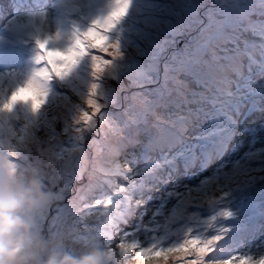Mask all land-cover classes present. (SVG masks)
<instances>
[{"label": "trees", "instance_id": "16d2710c", "mask_svg": "<svg viewBox=\"0 0 264 264\" xmlns=\"http://www.w3.org/2000/svg\"><path fill=\"white\" fill-rule=\"evenodd\" d=\"M194 2L196 0H191L189 4ZM191 8L193 9V7ZM207 11L208 15H206L205 11L197 16L194 15V11L190 13L180 12L182 19L187 16L183 22L177 21L178 11L173 12L171 17L162 18L161 22L165 24L173 23L169 29H167L169 26L164 25L163 30L158 31L160 32L158 36H165L167 39H171L172 35L173 39H176L173 32L174 27L181 28V23L188 25L189 32H185L183 37L180 38L182 40L181 47L177 48L175 55L169 52L166 58L167 63H165L166 61H161L157 74L153 71H148L146 67L144 68L140 55L134 56L132 59L137 60V63L133 61L137 64V70H143L148 77H151V82L140 88L145 87L146 89L141 92L142 96L140 103L137 104L138 107L126 105L117 112L109 110L101 114V116L110 115V117L114 118L112 121L117 128L112 132L111 138L116 139V144L107 149L110 151L109 153L107 150L105 151L109 155L102 160L103 165L93 166V163L99 164V161L95 157L93 158L94 162L90 164V168L75 183L73 193L76 197H71V199H75V202L77 201L76 203H79L77 212L79 218L85 216L81 219H84L86 223L89 220L94 222L88 240H91L95 249L97 246L96 242L98 240L103 241V238L108 235V231H111L112 220L114 219L110 215L114 212L119 213L122 210V213H128L130 205H128L126 200L128 197L130 199V194L137 189L138 185L143 183V178H139L140 182H138V177L123 171L118 163H127V161L138 162L142 159L152 158L153 160L145 162L147 163L146 172L148 175L152 174L150 178L157 174L166 175L167 178L170 175L181 176V174H186V177L189 178L194 176L191 171L196 170L197 167L202 170L203 167L207 168L210 164L212 165L217 159L225 157L227 152L233 155L237 151V147H230L229 144L235 139L236 130L234 128L240 124L238 121L240 111L233 110L238 100L235 99L236 94L228 93L223 95L224 88L232 92V87L235 84L230 85V78H225L226 73L221 76L222 79H219L220 65L218 60L219 58H226L223 56L227 52L226 50L236 51L239 48L237 34L232 32L235 27L248 26L254 22L260 24V21L264 20V0L259 1V3L250 2V0H242V2L239 0H211ZM191 19L196 20V26L187 23ZM141 28L144 29V34L147 37L150 35L152 37L155 32L150 28ZM158 36H154V39ZM243 36L241 35V37ZM224 41H228V43H223ZM251 41L243 44L244 53L241 55L249 54L245 51V46L249 45ZM204 46L205 50L203 51L201 47ZM216 47H220L219 53L217 55L211 54L212 49ZM199 48L202 49V53L195 55L198 53ZM171 55L174 56V59L170 58L172 57ZM151 58L152 54L143 56L144 60H149L150 62ZM155 58L156 56H153V59ZM98 59L100 58L98 57ZM224 60L225 62L228 61L227 59ZM150 64L145 65L150 66ZM239 69L237 68L236 70ZM184 70H187V74L182 73ZM190 71L194 73L192 77L188 76ZM205 72H212L216 79L210 81L211 79L204 78ZM96 77L106 87L111 84L115 85V83L120 85V82H122V80L117 81L114 77H109L107 83L98 76ZM86 79L81 75L77 76L69 80L68 86L71 89V84L77 82L89 88L88 84L92 83L94 77L93 79H88V81ZM112 79H114V82ZM193 81V89L196 91H189L188 88ZM206 84L210 91L206 92ZM222 84L224 87H219ZM64 96L70 99L69 92H66ZM71 102L74 103L75 101ZM206 104L211 105L215 113L212 116L210 126L203 128L194 139L186 137L188 133L193 131L195 127L193 124L199 118L194 117V114L200 116L204 107L206 110ZM192 105L195 106L192 107ZM226 105L228 107L221 110V107ZM128 107H132L135 111H131V114L126 113L125 109ZM162 109L165 110L161 111ZM50 111L53 112L54 110ZM68 115L71 120L75 117V113H69V109L66 111V116L58 115L55 117L47 116L46 114L40 117L34 110L31 116H28L29 119L26 118V120L28 123L32 121L30 125L35 129V134L44 126H46V132L50 133L53 125L52 123L48 124L47 120L58 121L66 119ZM17 125H15V128ZM61 127L62 123L57 124L55 132L59 134V131H62ZM0 129V148L14 146L15 144L13 149L16 147L20 149L19 146L22 148L26 146L22 137L16 134L17 131H13V125H0ZM2 137H5V139L2 140ZM79 142L77 149L86 148L84 151L86 153L87 145H82L81 141ZM45 143L47 141L43 142L42 145ZM65 145H69V149L66 150L63 145V154H65V150L66 152L71 150L70 143H65ZM103 149L105 148L103 147ZM192 149L195 150V153L190 156L189 160L181 161L180 157ZM30 152L19 153L20 156L24 154L22 157L12 155L16 163H8L7 157L0 158V180L7 179V175L4 173L6 167L17 171L21 167L26 166V161H23V157L26 158L29 155L26 153ZM92 153H94L93 150ZM256 153L261 152L259 150L249 151L247 155L250 157H247V160L242 157L238 162H227L214 169L213 171L215 172L211 173L212 176L208 180L215 182L219 179L222 180V184L217 182L216 185L205 187L207 190L202 186L199 190H196L197 192L195 193H201L204 198L203 204L196 203L198 198L191 196V194L188 195V198H182L180 201H170L174 204V209L178 213L171 212L172 219L167 218L163 214V222L156 221L155 232L150 231L156 234L150 240L156 245H159L161 241V243L167 242L174 246L188 240L189 233L192 234L193 238L222 234L224 238L216 246V251L211 259L225 261L237 254L255 258L264 257V160L251 158ZM42 156L43 154L40 157ZM204 158L206 160H203ZM197 161L200 163H195ZM181 166H188L189 168L182 170ZM227 166H232L233 171L228 173L226 171ZM26 169L23 168L22 170L24 180L14 187L17 189L9 188L8 192L1 194L0 202L7 203L16 195L19 198V190L23 189L19 185H23L25 175L29 172ZM27 176L29 177L30 175ZM233 177L235 178L233 179ZM121 179L123 182H127L126 186L120 184ZM168 179L166 180L168 181ZM33 180L31 181L33 182ZM23 187L25 188L26 184ZM208 188H212V192H209ZM143 189L146 190L147 188L143 186ZM206 192L208 193L206 194ZM175 193H167L166 200L180 197L179 194ZM257 201V207L251 208L250 205ZM225 211H232L236 216L227 220V218L223 217V212ZM122 213H119V215ZM251 214L256 215V218L249 221L248 216ZM21 217L24 224H26L25 217L23 215ZM28 223H31V221H28ZM32 223L35 225L34 228H37V225L42 224V218H38ZM75 223L71 227L79 224ZM107 225H109L108 229ZM100 226H105V229L99 228ZM259 230H261V233L255 241L259 238L262 241L258 245L257 252L245 254L242 249L244 250L247 246L251 247L254 245V233ZM158 234L163 235L159 237ZM250 242H252L250 245L245 246ZM114 254L121 256V259L125 257V260H121L122 263L124 261V264L133 263H129L134 259L133 253L129 254V248L124 247L121 254ZM102 255L107 257V251H104ZM116 258L119 259L117 256ZM106 262L109 263V260H106Z\"/></svg>", "mask_w": 264, "mask_h": 264}, {"label": "rangeland", "instance_id": "374dc122", "mask_svg": "<svg viewBox=\"0 0 264 264\" xmlns=\"http://www.w3.org/2000/svg\"><path fill=\"white\" fill-rule=\"evenodd\" d=\"M65 1L73 2V0ZM132 1L134 0H129L130 4ZM185 1L186 0H171V3L168 5L169 11L171 13L175 11L179 12L177 16V21L179 22H183L187 18L186 16L182 19L180 13L186 8H189L187 5H189L188 3L191 0H188V3ZM86 2L89 3V7L82 10V18L84 19L85 23L87 25H92L94 28H97L104 33L113 32L114 30L112 29L111 22H109V29H107L103 23L105 20L103 18L109 12V10L113 8V6H116L119 3V0H110V2L104 4L103 6H98L96 2H91L89 0H86ZM146 2L147 1L140 0L139 4H137V6L132 10L131 6H129L127 15L122 20H120L122 26L118 27L113 35L105 34L102 36V39L97 43L96 40H91L94 41V44L90 45L88 43L90 40L87 36V33L90 31V29L87 28L86 32H82V26H77L78 32L84 35V41H81V43H78V45H80L85 50V54L87 47L102 45L105 41H110L112 43L119 42L120 55L115 57L113 61L109 62V64L100 66L99 70L96 67L97 57H91L90 60L80 58L78 64H72V72L75 73L80 65L79 73H77L76 76L80 74L83 77L90 76L87 79H93V76L91 75L94 73H99L101 75V79L107 83L109 77H114V79L117 81L122 80V82H120L121 86L117 85L116 83L115 85L111 84V87L106 90L105 85L103 86L101 83L93 80L92 83L88 84L89 88L84 87L83 92L79 94L77 92L79 91L81 85L80 83L74 82V84H71V89H69V86H61V89L65 90L66 92L69 90L70 99L64 96V94H59L51 99L50 102H48V97L51 96L52 92L54 91L50 90L46 92L44 97L39 95L40 101H37L34 98V102H39V105L33 106L32 108L34 109L29 115L15 114L14 116L13 131H17L16 134L22 137L24 140L23 143H25L26 146L23 148L19 146L20 149H18V147L13 149V147L16 145L15 144L14 146L0 148V158L7 157L8 163H16V161L13 160L15 158L12 157V155L16 157H22L24 154L20 156L19 153L31 151L30 153H26L29 154L26 156V158L23 157V161H26V166L23 168H28L29 171L25 175V181L23 183V185L26 184V187L24 188L22 184L19 185L21 188H23L19 190V198L16 195L9 201L15 202L24 197H26L29 201V203L24 204L21 208V215H23L25 217V221H27L25 224L27 226V232L26 234L20 236L15 242H12L13 258H15L16 255L23 253L25 264H44L45 260L49 259L52 261V264H60V261L65 258L67 261H71L72 264H79L82 258L89 256H94L96 258V264H124V261L122 263L121 260H125L126 258L123 257L121 259V256L119 257L117 254H114H121L122 248L124 247L130 248L135 246L137 243H141L145 248L154 246L165 248L170 247L171 244L167 242L161 243L160 241L159 245L154 244L150 238L156 236V234L153 232H149L150 234H147L145 232V227L142 228L141 223H143L145 226L148 225L149 229L155 230L153 221L156 220V217L164 213L167 218L172 219L171 212L178 213V211L174 209V204L170 201H180L182 198H188V195L191 194V196H196V198H198L196 203L203 204L202 201L204 198L202 197L201 193H195L197 192L196 190H199L201 186L206 189L205 187L216 185L217 182L222 184V180L219 179L215 182L208 180V172L206 171V175L200 173L196 177L192 178L191 181L189 179H172L168 187H164L161 180H159L158 184L148 182L151 177L150 175L152 174L148 175L146 172V163H127L128 165L126 169L123 166V171H128L133 176L138 177V182H140L139 178H143L142 181L148 182V187L150 188H148L147 191L139 193L137 190H135L130 194L131 198L129 199L128 197L126 200L128 205L129 201L131 205L128 207V213L124 214L122 213V210L119 212L122 213L121 215H119L118 212H114L110 215V217L114 219L112 220L111 231H108V235L103 238V241L98 240L96 242V249L95 247L93 248V243L91 240H88L93 228V220H89L86 223L84 219H81L85 216H81L79 218L77 215L79 203H76L77 201L75 202V199H71L72 196H75L73 193L75 183H77L78 178L90 168V164L94 162V157L97 161H99V164L96 165V163H93V166L103 165L102 160L108 157V153L110 152L107 149L110 148V146H115L116 144V139L114 140V138H111L112 132H114L117 128V126L115 127V123L112 121L114 118L110 117V115L101 116L99 113L93 117L92 109L86 107L85 99L89 97L90 86L92 84H96L97 92L98 88H102V93L99 95L102 99V113H105L109 110L117 112L126 105H135L138 107L137 104L140 103L142 96L141 92L146 89L145 87L142 89L140 88L150 83L151 77H148L146 75L147 73L143 70L138 71L136 66L137 60L132 58L134 56L140 55V58L144 63V68L146 67L148 71H153L155 74H157L158 70L160 69L159 67L161 66V61H166L169 52L174 53V55L177 53V48L181 47L182 40L180 38L183 37L185 32H189L188 25H185L181 28H173L174 37H176V39H173V35L171 39H167L165 36H158L160 34L158 31L163 30L165 23L155 20L146 21L145 18L150 12L159 8V5L152 4L147 6ZM73 3L76 6L81 5V1L79 0ZM210 3L211 0H196V2L191 3L190 5L193 7L194 15L197 16L201 13H204ZM49 6L50 1L46 3V6H42L37 10H44ZM3 13L4 5L2 4L0 7V14ZM75 14L77 15V13ZM55 18L56 15L52 13V22L43 27V31L45 29V31L50 32L52 35L57 32L54 23ZM19 20L21 23L16 21L10 22L11 26L17 25V30H19V32L25 30L22 27L23 24H31V22H29L30 19L27 17H21ZM141 22H143L144 27L155 31L152 37L151 35L147 37V35L144 34V29L140 26ZM2 24L3 21L0 22V26ZM72 28L76 29L75 26H72ZM169 28L170 26L167 27V29ZM72 30L66 32V39L72 37ZM34 32L36 39V31ZM232 32L237 34L240 49L237 48L236 51L229 49L226 50L227 52L223 56L226 57L224 59H227L228 63H230L232 58L244 53L243 44L240 42L241 35H245L244 27H235ZM156 35L158 36L156 37L158 39H154V36ZM144 36L147 37V41H145L146 39H143V41L136 40ZM41 42L48 50L46 52L43 51L44 53H47V56L41 55V59L46 61L48 60L49 53L53 49H59L65 54L76 52L78 50V46L69 48L71 50L69 52L68 48H64L61 45H56L55 42L46 43L42 40ZM223 43H228V41H224ZM109 45H111V43ZM34 46L36 48V45ZM201 48L203 51L205 50V46ZM201 48L198 49V53L195 55L202 53ZM219 51L220 47H216L212 49L211 54L214 53V55H217ZM147 54H152L151 62L149 60L143 59V56ZM153 56H156V58L153 59ZM171 56L172 57L170 58L172 59L174 56ZM21 62L25 65L26 70L30 74L45 69L44 67L46 65H48V69L51 68L50 64L48 63L37 67L39 63L38 61L34 64L29 62V53L24 59L21 60ZM148 63H151L150 66L145 65ZM165 63H167V61ZM240 65L241 63H239L237 66ZM15 69L17 70L15 65H8L0 70V108L3 109L5 113H8L9 109L8 98L12 94L15 95L22 90V81L20 80L22 74L20 76L15 74ZM182 73L187 74V70H184ZM193 75V71H190L188 74V76ZM203 77L206 79H211L210 81L216 79L212 72H205ZM114 79H112L113 82ZM23 82L26 83L27 80L24 79ZM65 84L66 81L64 85ZM55 85H58V82H55ZM193 87H191L189 91H196L193 89ZM25 90H27L29 94L34 95L33 88L29 87ZM71 101H77L78 110L74 108ZM67 109H69V113H75L74 119L71 120L69 115L66 119H61L58 121H52L48 119V124H51L52 122L54 123L51 127L50 133L46 132V126H44L38 131L37 134H35V129L30 125L32 121L28 123L26 120L28 116H31L34 110L39 114L40 117H43V114L55 117L58 115L66 116ZM50 110L54 111L51 112ZM125 110L128 114H131V111H135L132 107H128ZM16 112H19L18 107H16L15 113ZM81 113H86L89 117H91L89 120V125L92 128H94L95 125L99 123L96 131L92 133L81 131L86 127L83 123L84 116H82ZM60 123H62V131H59L58 134L55 132V129H57V124ZM16 124L18 125L15 128ZM246 127L257 132L249 133L248 130H243V128L239 129L237 136L240 140H238V142H241L242 145L238 149V155H243L245 152L251 150L253 148L251 142L255 139L257 142L254 144L255 148L253 150L264 148V113H255L252 118L246 119ZM196 131H198V129H195V133ZM191 135L192 134L189 136ZM46 141L47 143L42 145V143ZM50 141L52 142L50 143ZM79 141H81L82 145H87L88 149L86 153L84 152L86 148L77 149V146L80 143ZM65 143L71 144V150L68 152H66V150L69 149V145H65ZM63 145L66 148V155L63 154ZM103 147L105 149L102 150ZM92 150L94 153H96L95 155L92 153ZM106 150L108 151L107 154L105 153ZM41 154H43L42 157H40ZM239 157L241 156H238V158ZM261 157H263L262 152ZM238 158L237 156L227 155L222 160L234 162ZM118 164L121 165L122 163ZM23 168L21 167L19 170L13 171L6 167L4 173L7 175V179L0 180V185L4 184L2 188V190L4 189V192L5 190L8 191L9 188H14L19 184L20 181L24 180V176H22ZM230 170H232V166L227 167V172ZM27 175L30 176L28 177ZM141 175H144V177ZM32 179H34L33 182L31 181ZM120 184L126 186L127 182L121 181ZM208 189L209 192H212V188ZM169 191H175V194H179L180 197H174L170 201L169 198L168 200H165L166 193ZM207 193L208 192H206V194ZM257 203L258 201L251 205V207H257ZM132 205L135 206L132 207ZM38 218H42V224L37 225V228H34L35 225L32 222ZM44 220L45 222H43ZM163 220L159 219L161 222H163ZM28 221H31V223H28ZM75 222L79 224L75 227H71L76 224ZM108 227L109 225H107V229ZM99 228L105 229V226H100ZM176 232L179 233L178 231ZM125 233H128L129 236L125 237L123 235ZM158 235L160 237L163 234ZM114 236L116 239H113ZM255 237L257 238L258 236L256 235ZM117 240L123 241V243L117 244ZM260 242L261 238L254 242L253 247L259 248L258 245ZM76 243L78 244L76 245ZM255 250L257 249H254V251ZM104 251H107V257L102 255ZM141 251H143V249ZM134 255L135 253H133V256ZM116 256L119 259H117ZM106 260H109V263H107ZM129 263L137 264L135 259ZM169 264H171V262H169Z\"/></svg>", "mask_w": 264, "mask_h": 264}, {"label": "snow or ice", "instance_id": "6c2138e0", "mask_svg": "<svg viewBox=\"0 0 264 264\" xmlns=\"http://www.w3.org/2000/svg\"><path fill=\"white\" fill-rule=\"evenodd\" d=\"M130 6L129 0H119V3L114 6L109 12L105 15L103 19L106 21H120L122 20L128 13V8ZM82 32H86L87 28L81 29ZM110 35V33H108ZM90 45L94 44V41L88 42ZM111 43V47L109 44ZM36 48L38 50H42L44 52L48 51L45 48V45L40 41H35ZM71 50L69 49V52ZM120 55V46L119 42H110L105 41L102 45L89 46L86 48V55L83 56V59L90 60L91 57H99L101 60H111ZM49 56L56 57H65V53L53 49ZM34 59L38 61L37 67L43 64H50L51 60H43L41 59V54L38 53ZM97 85L92 84L90 86L89 97L85 99V103L87 107L92 109V116H96L98 113H102V103L101 98L96 91ZM84 116L83 123L85 124V128L82 129V132L92 133L97 130V126L99 123L92 128L89 125V117L86 113H81ZM235 177H233L234 179ZM231 216V212L225 211L223 212V217L228 218ZM125 237H128L129 234H123ZM224 238L222 234H216L213 236L200 237L197 236L195 238L192 237V234H188V240L182 241L179 244L170 247H160L154 246L145 248L141 243H137L135 246L129 248V254L135 253L133 258L136 260L137 264H264V257L255 258L251 256H242L237 254L233 257L225 261H217L211 259L212 255L216 251V246L219 242ZM113 239H116L115 236ZM190 241V242H189ZM117 244L123 243V241L117 240ZM143 249V251H141Z\"/></svg>", "mask_w": 264, "mask_h": 264}, {"label": "clouds", "instance_id": "9594fccd", "mask_svg": "<svg viewBox=\"0 0 264 264\" xmlns=\"http://www.w3.org/2000/svg\"><path fill=\"white\" fill-rule=\"evenodd\" d=\"M58 63H60L58 61ZM72 73L71 65L62 70V75L69 76ZM43 80L37 78L29 82L24 87L40 89L43 86ZM29 203L26 197L20 198L15 202H0V264H25L23 253L13 258V243L20 236L26 234L27 226L21 219V208L24 204ZM44 264H52V261L45 260ZM60 264H72L67 259H62ZM79 264H96V258L89 256L82 258Z\"/></svg>", "mask_w": 264, "mask_h": 264}, {"label": "bare ground", "instance_id": "6f19581e", "mask_svg": "<svg viewBox=\"0 0 264 264\" xmlns=\"http://www.w3.org/2000/svg\"><path fill=\"white\" fill-rule=\"evenodd\" d=\"M10 0H7L6 2H9ZM144 1H147L146 3H149V2H151V1H153V0H144ZM186 3H188V0H186L185 1ZM189 4V3H188ZM131 6V5H130ZM187 6H191L190 4L189 5H187ZM114 7V6H113ZM192 7V6H191ZM131 10H132V6H131ZM193 9L192 8H186L184 11L185 12H188V13H190L191 11H192ZM31 14V15H30ZM23 17H27V18H29L30 19V21L29 22H31L33 25H36V24H38L39 22H40V18L39 17H37V15H36V13L32 10V8H29V12L27 13H25V15L23 16ZM113 22V21H112ZM117 22H119V21H115V22H113V24H115V23H117ZM187 23L188 24H191L192 26H196V20H194V19H191V20H188L187 21ZM172 24L173 23H167V24H165V25H167V26H172ZM184 25H186V23H181V27L182 26H184ZM72 22H71V20H70V17L67 19V22H66V28L62 31V32H68L69 30H72L73 28H72ZM254 30L256 31V35H255V37H254V40H252L251 42H250V44L249 45H246L245 46V51L246 52H248L249 54H250V56H252V60H249V65H248V68H245L243 71H239V70H236V74L237 75H240V74H242V72H248V73H250V72H252V69H251V67L252 66H255V65H261L263 68H264V53L262 54V55H259V54H257V53H259V52H261V50H263L264 51V20H262V21H260V25H257V22H254ZM44 31H45V29H44ZM12 33H14V34H20V32H19V30H14ZM44 37V35H41V38H43ZM156 39H158V38H156ZM3 42H6V40H3ZM57 45V44H56ZM59 50V49H58ZM61 51V50H60ZM63 52V51H62ZM255 59L257 60V62H259V63H261V64H259V63H254L253 61H255ZM225 62V60L224 59H219L218 60V63L219 64H223ZM235 63H239V61H235ZM16 67H17V70L15 69L14 71V73L15 74H17L18 76H20L21 74H24V73H26L27 72V70H26V68H25V65L24 64H22V63H20V62H16ZM69 65H71L72 66V64L69 62V63H67V64H64V63H58V62H56L55 63V71H53L52 72V75H54L57 71H60V70H63V69H65L66 67H68ZM46 70H48V65H46L45 67H44ZM254 77H256V75L255 74H253L252 75V77H250V78H248L244 83H246V82H249V81H251ZM27 80V82L26 83H24L23 82V80ZM20 80L22 81V90H24V89H27V88H25L24 86L27 84V83H29V82H31V80L28 78V76H23L22 78H20ZM87 81H88V79H86ZM24 85V86H23ZM111 86H107L105 89L107 90L108 88H110ZM83 88H84V86H83V84H81V86H80V89H79V91L77 92V93H79V94H81L82 92H83ZM21 90V91H22ZM81 91V92H80ZM20 92V91H19ZM18 92V93H19ZM17 93V94H18ZM98 93H99V95L102 93V88L100 87V88H98ZM12 96H13V94H12ZM73 106H74V108H78V104H77V101H75L74 103H73ZM232 108V107H231ZM14 114H22V113H20V112H16V113H14ZM5 117H8L9 115L8 114H6V115H4ZM54 123L52 122V125H53ZM183 168H189V167H183ZM26 170H28V168L26 169ZM22 175H23V172H22ZM21 182V181H20ZM19 182V183H20ZM3 186H4V184H1L0 185V195L1 194H3L4 193V189L2 190V188H3ZM14 189H17V188H14ZM6 192H8L7 190H5V193Z\"/></svg>", "mask_w": 264, "mask_h": 264}]
</instances>
